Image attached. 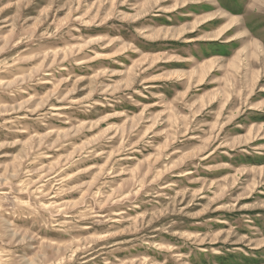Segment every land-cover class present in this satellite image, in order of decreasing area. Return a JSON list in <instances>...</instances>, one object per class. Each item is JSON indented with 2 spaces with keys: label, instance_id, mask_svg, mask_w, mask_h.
I'll return each mask as SVG.
<instances>
[{
  "label": "rangeland",
  "instance_id": "rangeland-1",
  "mask_svg": "<svg viewBox=\"0 0 264 264\" xmlns=\"http://www.w3.org/2000/svg\"><path fill=\"white\" fill-rule=\"evenodd\" d=\"M247 3L0 0V264H264Z\"/></svg>",
  "mask_w": 264,
  "mask_h": 264
},
{
  "label": "crops",
  "instance_id": "crops-1",
  "mask_svg": "<svg viewBox=\"0 0 264 264\" xmlns=\"http://www.w3.org/2000/svg\"><path fill=\"white\" fill-rule=\"evenodd\" d=\"M261 2H264V0H250V3L248 4V10H250L251 8H253L251 11V14L250 13H248V15L250 14L251 15V17L253 18V16H255V14L253 13V10H255V9H260L261 10V7H264V4H262L261 5ZM232 16V18H235V17H237V15H231ZM229 30V29H228ZM263 32H264V29H263ZM255 39H256V37H253L252 35H251V37H250V43H249V45H248V49L249 50H257L258 49V47H257V45H258V43H262V45H264V41H261V39L260 38H257L256 39V41H255ZM229 43H231V42H228V43H220L218 46L219 47H225V48H228L229 46H231V45H228ZM255 47V48H254ZM240 49V48H239ZM238 49V50H239ZM262 49V48H261ZM238 55L239 54V51H236L235 53H234V55ZM214 57H218V58H225V57H229V56H227V54H225L224 53V55H217V56H211V57H208L207 59H209V60H211L210 58H214ZM233 60H235V59H233ZM260 93H262L263 94V97H264V87H262V88H260ZM263 97H261V99H259V105L258 106H256L255 105V107L253 106V107H251V108H253L254 110H256L257 112H258V115L259 114H262V115H264V100H263ZM255 111V112H256ZM262 117H264V116H262ZM258 125H260V127L262 128V130H264V120H262V121H259V124H257V126ZM253 126H256L255 125V123H253ZM261 139H263L264 140V135L263 136H261Z\"/></svg>",
  "mask_w": 264,
  "mask_h": 264
}]
</instances>
